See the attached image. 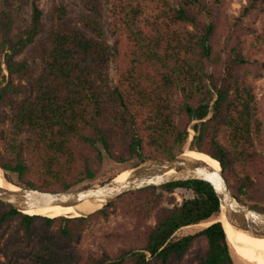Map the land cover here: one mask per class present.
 Here are the masks:
<instances>
[{
	"label": "trees",
	"instance_id": "trees-1",
	"mask_svg": "<svg viewBox=\"0 0 264 264\" xmlns=\"http://www.w3.org/2000/svg\"><path fill=\"white\" fill-rule=\"evenodd\" d=\"M81 1L99 14V0ZM225 6L226 0L166 2L140 40L123 45L121 75L111 86L117 49L102 35L61 16L56 21L52 16L44 33L35 4L29 21L16 25L21 7L5 1L0 11V67L4 64L9 76L4 87L0 84L5 180L65 192L93 186L105 158L123 171L189 150L218 162L232 195L264 212L262 103L251 80L261 77L264 63L246 55L255 19L264 16V0H246L232 20ZM23 51L28 60L19 62ZM177 189L193 197L180 205L170 197L173 206H164L163 196ZM113 210L133 222L140 247L119 250L113 259L87 256L79 239L91 222ZM219 214L212 188L187 181L127 193L87 218L29 216L0 201V230L15 222V233L4 241L5 255L30 247L17 264H178L198 244L197 264H234ZM207 223L175 237L181 229Z\"/></svg>",
	"mask_w": 264,
	"mask_h": 264
},
{
	"label": "rangeland",
	"instance_id": "rangeland-1",
	"mask_svg": "<svg viewBox=\"0 0 264 264\" xmlns=\"http://www.w3.org/2000/svg\"><path fill=\"white\" fill-rule=\"evenodd\" d=\"M5 1L9 0H0V11ZM10 1L21 7L19 19L15 23L16 25H20L24 21H29L32 4H35L41 12L42 22L46 24L44 33H47L51 28L50 19L52 16L55 17V21L61 16L64 20L69 21L72 25L82 30H86L93 36L102 35L111 46L117 49V55L111 62L108 77L111 86H115L118 83L121 75L123 45L128 43L132 46L135 44L134 39L140 40L139 33L146 30V26L149 22L153 21V18L164 7V4L166 2H173V0H99V14L96 15L95 12L85 8L81 0ZM245 3L246 0H226L225 9L227 19L232 20L236 18ZM255 20L256 33L248 37L252 45L250 46V50H247L246 55L247 57H256V59L264 63V26L262 24L264 16L259 14ZM41 35H43V33ZM17 60L19 62L28 60L25 51L21 53ZM36 70L38 71L39 68ZM251 80L254 85L256 101L259 104L262 103L260 105V113L264 124V70L261 72V77L256 79L251 78ZM8 81L9 76L6 67L4 64H1V87H4ZM7 128L10 129L8 122H6V129ZM192 136L193 132L189 130V140H191ZM121 169V166L105 158L103 170L92 184L100 185L117 173L119 174L125 171H121ZM0 173L2 176H5L3 171L0 170ZM6 186L12 187L10 183H7ZM170 197L174 199V202H172L173 205H180L183 200L192 198L193 194L189 191L177 189L172 195L163 196L164 206H173L169 204ZM153 223L154 221L152 219L149 220V224ZM209 224L210 223L181 229L175 237L180 238L189 234H194L204 227H207ZM15 227V222H9L0 230V264H17L24 260V255L29 251L30 247L21 246L12 252L9 251L8 254L5 255L3 250L4 241L15 233ZM20 235H22V233H20ZM136 238L137 235L133 232V222L122 217L119 210H113L107 218H101L96 222H91L79 239L77 246L87 256L92 255L98 257L105 254L113 259L119 250L128 247H140ZM228 242L234 264H250L236 254L235 243L232 241ZM201 247L202 244L196 245L178 264H197V262L194 261V255L197 249Z\"/></svg>",
	"mask_w": 264,
	"mask_h": 264
},
{
	"label": "water",
	"instance_id": "water-1",
	"mask_svg": "<svg viewBox=\"0 0 264 264\" xmlns=\"http://www.w3.org/2000/svg\"><path fill=\"white\" fill-rule=\"evenodd\" d=\"M170 170L174 173L168 174ZM129 171L130 175L124 183H116L113 178L100 185L65 192H43L18 186V191L0 188V201L20 213L56 206L76 208L84 202L100 201L95 209L79 211V217L87 218L111 207L116 199L133 191L175 182L200 181L212 188L220 209L224 208L225 218L233 228L255 238H264V212L253 209L232 195L221 168L219 172H214L181 154L170 160L146 159Z\"/></svg>",
	"mask_w": 264,
	"mask_h": 264
},
{
	"label": "bare ground",
	"instance_id": "bare-ground-1",
	"mask_svg": "<svg viewBox=\"0 0 264 264\" xmlns=\"http://www.w3.org/2000/svg\"><path fill=\"white\" fill-rule=\"evenodd\" d=\"M183 154L189 159L204 164L207 168L214 172L220 171L221 167L219 163L212 160L203 153L187 150ZM172 173H174L173 170H170L168 172V174ZM129 175L130 171L125 170L114 177V182L124 183L128 179ZM7 183L9 182H7L4 176H2V174L0 173V188L18 191V187L12 184H10L12 187H7ZM100 203V201L84 202L82 205H79L76 208H72L69 206H56L38 210H26L23 213L29 216H40L51 219L66 216L70 218H76L80 216L79 211L82 212L86 210L95 209L100 205ZM217 220L222 224L227 240L235 243V252L241 259L247 261L250 264H264V238H255L243 231L236 230L235 228H233L225 218L223 207L220 209V214Z\"/></svg>",
	"mask_w": 264,
	"mask_h": 264
}]
</instances>
